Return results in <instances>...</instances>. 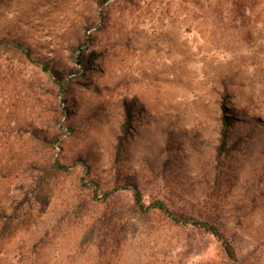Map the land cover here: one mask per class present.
<instances>
[{
  "label": "rangeland",
  "instance_id": "obj_1",
  "mask_svg": "<svg viewBox=\"0 0 264 264\" xmlns=\"http://www.w3.org/2000/svg\"><path fill=\"white\" fill-rule=\"evenodd\" d=\"M127 184L264 264V0H0V264H230Z\"/></svg>",
  "mask_w": 264,
  "mask_h": 264
},
{
  "label": "trees",
  "instance_id": "obj_2",
  "mask_svg": "<svg viewBox=\"0 0 264 264\" xmlns=\"http://www.w3.org/2000/svg\"><path fill=\"white\" fill-rule=\"evenodd\" d=\"M80 63L82 67L85 66L84 60L81 59ZM76 72L78 71L76 70ZM230 121V117H225L222 121L223 128L221 144L219 146L220 149H224L223 147L226 144L225 138L227 133V127L230 125ZM50 167L54 169H65L67 166L59 162H54ZM124 188L129 189L131 191L133 197V206L137 210L141 212H146L149 209L155 208L163 212L168 218L173 220L175 223L190 225L192 227H195L199 230L211 234L219 242L223 253L229 260V263L240 264L234 245L231 243L230 239L214 223L206 219H201L186 214L178 213L169 208L163 200H153L147 203L143 200L140 190L135 185L129 186L127 184V186Z\"/></svg>",
  "mask_w": 264,
  "mask_h": 264
}]
</instances>
